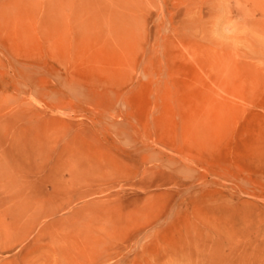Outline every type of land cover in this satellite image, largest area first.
<instances>
[{"label": "rangeland", "instance_id": "rangeland-1", "mask_svg": "<svg viewBox=\"0 0 264 264\" xmlns=\"http://www.w3.org/2000/svg\"><path fill=\"white\" fill-rule=\"evenodd\" d=\"M245 4L253 34L215 42L214 0H0V264H264Z\"/></svg>", "mask_w": 264, "mask_h": 264}, {"label": "clouds", "instance_id": "clouds-1", "mask_svg": "<svg viewBox=\"0 0 264 264\" xmlns=\"http://www.w3.org/2000/svg\"><path fill=\"white\" fill-rule=\"evenodd\" d=\"M248 19L245 0H214V14L209 19L206 37L215 42H221V34L244 39L253 34ZM254 35L264 39L262 33Z\"/></svg>", "mask_w": 264, "mask_h": 264}, {"label": "bare ground", "instance_id": "bare-ground-1", "mask_svg": "<svg viewBox=\"0 0 264 264\" xmlns=\"http://www.w3.org/2000/svg\"><path fill=\"white\" fill-rule=\"evenodd\" d=\"M176 222V221H175ZM162 223V222H161ZM171 224V223H170ZM173 224V223H172ZM176 224V223H175ZM171 227V226H170ZM164 228V227H163ZM153 230V229H152ZM171 230H173V229H171ZM146 233V232H145ZM152 235V233H151V231L148 233V234H146L145 236H151ZM162 236V235H161ZM160 236V237H161ZM163 237V236H162ZM178 237H180V235L178 236ZM149 238V237H148ZM156 238V237H155ZM167 238V237H166ZM133 239H136V237H129V238H127V240H126V242L124 243L125 244V246L127 247H132V248H135V242H136V240H133ZM141 239V238H140ZM139 239V240H140ZM173 239H174V237H173ZM176 239V238H175ZM137 240H138V238H137ZM167 240V239H166ZM179 240V239H178ZM183 240H184V238H183ZM183 240H182V242H183ZM154 241V240H153ZM186 241V240H185ZM152 242V241H151ZM160 242V244H161V241H159ZM176 242V241H175ZM178 242V241H177ZM143 243V242H142ZM155 243V242H154ZM153 242H152V245L154 244ZM163 244V243H162ZM165 244V243H164ZM178 244H180V241H179V243ZM139 245H140V243H139ZM151 245V244H150ZM150 245H148V244H146L145 242H144V244L142 245L141 244V248H143L144 249V247H151ZM156 245V244H155ZM154 245V246H155ZM158 245V244H157ZM166 246L168 247V249H170V252L171 251H173L174 250V247L172 248L173 250H171V246H168V244L166 243ZM165 246V247H166ZM163 247V246H162ZM164 247V248H165ZM153 247H151V253L149 254V253H145L144 255H146V256H144L143 255V253H139V252H136L135 253V256H136V258L138 259V261H140L142 264H148L149 263V257H152V258H155V256H157V257H161V256H163L165 253H164V251L163 250H160L159 251V249H157L156 248V246H155V248L154 249H152ZM159 248V247H158ZM136 249V248H135ZM149 249H146V251H148ZM167 252H168V250L166 251V254H167ZM172 253V252H171ZM149 254V255H148ZM156 263V262H155Z\"/></svg>", "mask_w": 264, "mask_h": 264}]
</instances>
